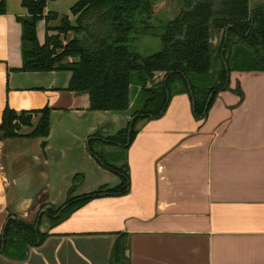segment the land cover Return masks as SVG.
<instances>
[{
    "label": "crops",
    "instance_id": "1",
    "mask_svg": "<svg viewBox=\"0 0 264 264\" xmlns=\"http://www.w3.org/2000/svg\"><path fill=\"white\" fill-rule=\"evenodd\" d=\"M78 1L47 0L43 17L57 12L75 24L70 9ZM1 2L0 121L6 106L46 107L50 131L6 139L0 132V233L8 215L36 224L40 209L62 204L76 174L83 175L77 196L118 186L119 174L92 155L90 142L104 150L102 136L131 120L124 111H91L89 95L66 89L69 71L15 70L22 64L19 18L28 13L21 0ZM36 32L42 44L44 18ZM228 84L204 120L188 93L173 95L125 148L127 193L94 196L55 225L41 218L45 239L22 258L0 253V264H264V71H232Z\"/></svg>",
    "mask_w": 264,
    "mask_h": 264
},
{
    "label": "trees",
    "instance_id": "2",
    "mask_svg": "<svg viewBox=\"0 0 264 264\" xmlns=\"http://www.w3.org/2000/svg\"><path fill=\"white\" fill-rule=\"evenodd\" d=\"M46 1L21 0L28 14L19 18L22 64L15 70L69 71L66 89L89 95L91 111L128 112L131 120L124 128L102 136L120 148L116 157L121 160L126 159L125 148L143 123L160 118L173 95L188 93L195 102L196 117L204 120L218 93L229 88L232 71H264V3L252 7L251 0H174L171 14L162 16L156 11L160 0H79L70 9L75 24L62 15L59 26H50L59 14L51 11L43 17ZM43 18L46 33L40 44L36 24ZM69 33L65 42L60 40V35L66 38ZM33 114L39 115L35 125ZM49 115L46 107L16 112L6 106L0 121L1 137H46ZM22 125L31 131L19 133ZM90 150L105 168L119 174L120 184L77 196L75 186L83 175L76 174L65 201L41 214L37 228L21 217L8 215L0 233L1 254L22 258L28 246L41 243L45 239L39 231L43 215L55 225L94 196L128 192V164L107 162L111 153L95 150L91 142ZM120 240L114 246L113 259Z\"/></svg>",
    "mask_w": 264,
    "mask_h": 264
},
{
    "label": "rangeland",
    "instance_id": "3",
    "mask_svg": "<svg viewBox=\"0 0 264 264\" xmlns=\"http://www.w3.org/2000/svg\"><path fill=\"white\" fill-rule=\"evenodd\" d=\"M172 5H174V0H160L157 3V5H156V11L159 12V13L162 12V14H164L162 16H169V14H171V10L169 8ZM60 22L61 21H60V16H59L58 18L51 20L49 22V25L50 26H59L60 25ZM49 33L50 34H54L55 31H50ZM70 36H71L70 33L67 35L66 38H63L64 36L63 35H60V40L63 41V42H65L66 41L65 39L69 38ZM32 118H33V115H32ZM24 128H29V126L26 127V126H23L22 125L21 128H20V130H19V133H22V131L24 130ZM93 147L95 148L96 145H93ZM104 147H105V149H104L105 152L111 153L108 158L106 157L107 162H109L111 164L113 163V164H115L117 166H122L123 164H125V159L124 160H121L118 157H116V154L115 153L120 150V148H118L117 145L108 143V144H104ZM56 206H58V205H56ZM43 217H45V215H43L42 218ZM44 220L45 219L43 218L42 221H44Z\"/></svg>",
    "mask_w": 264,
    "mask_h": 264
},
{
    "label": "water",
    "instance_id": "4",
    "mask_svg": "<svg viewBox=\"0 0 264 264\" xmlns=\"http://www.w3.org/2000/svg\"><path fill=\"white\" fill-rule=\"evenodd\" d=\"M193 104H194V102H193ZM50 118V117H49ZM50 131V130H49ZM49 134V133H48ZM48 136V135H47ZM46 136V137H47ZM46 137H44V138H46ZM129 145V143H127L125 146H128ZM51 205H47L46 207H44V208H42V209H40V211H39V213H38V218L41 216V214H43V213H45V211L50 207ZM35 228H37V223L35 224ZM43 233V232H42Z\"/></svg>",
    "mask_w": 264,
    "mask_h": 264
}]
</instances>
